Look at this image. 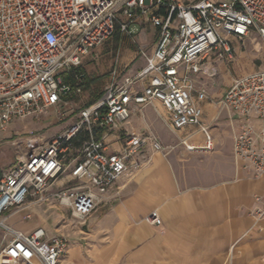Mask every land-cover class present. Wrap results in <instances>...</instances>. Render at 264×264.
<instances>
[{"label":"built area","instance_id":"2783aa9c","mask_svg":"<svg viewBox=\"0 0 264 264\" xmlns=\"http://www.w3.org/2000/svg\"><path fill=\"white\" fill-rule=\"evenodd\" d=\"M139 18L157 29L153 48L139 49L144 65L135 73L113 68L98 100L78 108L72 123L51 138L30 132L17 162L0 173V264H61L67 236L43 227L26 233L6 216L30 200L53 201L83 229L100 205L119 196L122 176L164 151L155 133L125 126L154 102L166 111L171 130L198 126L199 149L212 150L202 100L208 99L203 80L214 73L203 61L210 52L231 59L230 37L243 41L255 34L264 43V0H0V131L81 97L84 56L116 28L132 33ZM217 102L229 113L234 164L264 183V67L234 78ZM180 143L198 149L187 139ZM254 202L251 214L263 221L264 194ZM144 220L161 225L156 211Z\"/></svg>","mask_w":264,"mask_h":264},{"label":"crops","instance_id":"0c3cea01","mask_svg":"<svg viewBox=\"0 0 264 264\" xmlns=\"http://www.w3.org/2000/svg\"><path fill=\"white\" fill-rule=\"evenodd\" d=\"M125 35L127 42L114 48L107 41L84 58L80 70L89 77L107 74L103 89L113 68L135 73L144 65L139 49L153 48L157 29L139 18ZM92 83L85 79L81 97L56 107L57 119L63 121L57 134L72 123L78 108L92 102L97 87ZM230 149L212 177L198 180L189 179L188 167L182 168V177L171 156L152 152L145 167L117 181L118 199L88 218L83 230L91 227V242L70 245L61 264H264V220L251 214L264 183L237 168L232 143ZM32 209L34 218L25 208L7 215L6 221L26 233L45 228L39 210ZM26 211L29 221L22 219ZM152 211L160 216V226L144 220Z\"/></svg>","mask_w":264,"mask_h":264},{"label":"rangeland","instance_id":"374dc122","mask_svg":"<svg viewBox=\"0 0 264 264\" xmlns=\"http://www.w3.org/2000/svg\"><path fill=\"white\" fill-rule=\"evenodd\" d=\"M181 1L188 3L191 0ZM121 34L119 29L116 28L112 37L107 41L111 42L113 47L116 48L120 43L128 41V39L124 37L126 33H123L124 35ZM229 40L233 48L231 59L220 58L217 52H210L203 61L204 66L211 68L214 73L213 76L203 80L208 99L202 100L204 112L202 123L207 125L214 139V148L212 150H186L180 143L182 139L192 141L194 144L203 143L204 138L199 127L193 126L183 131L171 130L166 111L159 102H155L154 105L147 106L141 111L136 112L125 124L126 128L132 132L142 133L144 131H151L159 136L165 147L162 153L174 159V164L177 166L178 170H181L182 177L184 174L182 168L188 167L189 179L191 180H198L202 177H212L213 170L221 168L222 160L227 158L231 150L232 138L229 125V113L222 108L217 101L222 97L234 78L264 67V43L258 35L254 34L249 39L243 41L233 37H230ZM92 50L86 56L90 55ZM86 56H84V58ZM93 57L90 63L95 62V57ZM125 71H128V69ZM106 75L107 74H103L96 77V75L93 74L89 77V75L86 74V79H89L90 83L93 82L92 84L95 83L97 86L94 91L95 95L91 100L92 102L98 98L97 93H100L103 89V80H106L108 77ZM55 110L56 108L48 109L35 118L27 117L15 119L9 124L6 130L0 131V173L9 169L17 162V158L25 151V137L30 132L38 134L44 139L57 135V128L63 121L57 119L60 116ZM79 145V142L74 144L72 153H77ZM67 159L69 160V158ZM67 159L66 161H68ZM143 167H145V165L140 169ZM137 171L138 170L132 173ZM56 189L57 184L53 185L49 191H55ZM29 204L30 205H28L26 209L33 213V218L37 216V213H35L32 208H37L40 217L45 219L44 227L47 232L59 233L67 236L70 240L71 247L78 243L85 245L91 242V227L87 230L81 229L72 218L67 208L56 206L53 201L34 203L33 200H30ZM108 204L100 205L92 214L96 211H103ZM1 238L2 234L0 232V243Z\"/></svg>","mask_w":264,"mask_h":264},{"label":"bare ground","instance_id":"6f19581e","mask_svg":"<svg viewBox=\"0 0 264 264\" xmlns=\"http://www.w3.org/2000/svg\"><path fill=\"white\" fill-rule=\"evenodd\" d=\"M192 144L194 145V148H202L203 146V143H200V144H194V142H192Z\"/></svg>","mask_w":264,"mask_h":264}]
</instances>
